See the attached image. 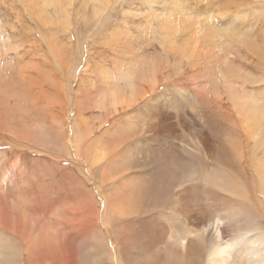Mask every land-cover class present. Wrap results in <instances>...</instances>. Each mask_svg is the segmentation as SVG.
<instances>
[{
    "label": "bare ground",
    "instance_id": "bare-ground-1",
    "mask_svg": "<svg viewBox=\"0 0 264 264\" xmlns=\"http://www.w3.org/2000/svg\"><path fill=\"white\" fill-rule=\"evenodd\" d=\"M124 1L77 0V39L67 18L59 25L70 36L59 45L48 38L52 52L59 46L53 135L64 164L52 184L75 227L70 240L59 237V262L264 264V26L255 36V23L239 19L249 12L242 3L206 11L204 0H143L163 15L164 34L127 37L120 50L129 57L115 59V69L92 65L95 35L115 25ZM186 5L192 12L178 16ZM136 11H123L126 24ZM233 12L239 20L223 19ZM4 138L0 186L10 190L3 198L0 189V227L11 234L0 235V264H23L15 236L30 239L12 218L11 203L24 195L13 172L24 163L26 174L32 152ZM45 170L35 165L39 182L25 181L26 210L47 200Z\"/></svg>",
    "mask_w": 264,
    "mask_h": 264
},
{
    "label": "rangeland",
    "instance_id": "rangeland-1",
    "mask_svg": "<svg viewBox=\"0 0 264 264\" xmlns=\"http://www.w3.org/2000/svg\"><path fill=\"white\" fill-rule=\"evenodd\" d=\"M43 1L0 0V46L2 49L0 54V140L7 141L4 137L13 140L15 138L32 152L26 156L29 167L26 174L22 172L24 163H20L18 171L13 172L17 175L14 187L24 195L21 198L17 197L16 201L11 203V208L15 210L12 218L17 219L21 226L28 229L27 238L31 241L16 233L15 238L18 239L21 244L20 249L25 253L23 264H61L59 251L63 247L59 237L70 240L73 235L70 236L68 231L75 230L71 211L60 207L59 191L54 189L52 184L54 179L59 180L64 164L60 162L62 167L59 166V150L54 149L57 140L53 135L59 133V128L53 124V121H59V110H61L59 59L57 56L59 46L58 50L54 52L50 47L51 43L59 45V36L62 37V35L70 36L69 33H72L71 36L77 39L78 17L75 6L77 0L71 2L72 7L69 0L61 1L60 6L59 4L57 6L46 5ZM126 1L123 3L124 6L119 7L120 15L115 25L109 30H101L96 33V43L92 46L94 50L92 65L104 63L108 68L115 69V59H128L127 57H129V54L124 57L120 50L124 47V40L126 41L127 37L131 36L133 40H136V37L141 38L142 35L147 37L155 33L159 37L164 34L159 32L158 28L163 15L148 13L149 7L143 0ZM187 1L192 3L196 0ZM157 2L162 3L163 0H157ZM240 3L243 4V9L249 12L245 14V18L239 19L253 21L255 36L259 35V30L264 26V0H204L199 5L204 7L209 4V7L206 8L207 11L216 6L227 4L225 7H231L232 4ZM155 6L157 8L155 12L163 10L162 6L157 4ZM131 8L133 11H139H136L126 24L122 14L123 11ZM190 12L192 11L187 10L186 5V11L178 16H188ZM65 18L72 21L69 33L64 30L65 26L59 25V22L64 21ZM223 19L227 22L239 20L235 18L234 12ZM150 24L155 26L153 31H148ZM113 31L120 37H116L115 40L109 37V32ZM64 41L68 42V38ZM136 41L138 42V40ZM104 49H106L105 52H103ZM82 66L83 63L80 64L79 69ZM16 142L14 144H17ZM7 149H9L8 146L0 145V152L3 151L1 155L6 154L4 150ZM17 152L21 153L23 150L20 149ZM40 164L46 167L45 177L48 181L40 182V190L44 195L48 190H43L41 187L44 184H50L47 200L43 197L38 202L32 203L34 205L32 209L26 210L24 206L28 199L25 195V181L29 180L35 184L39 182L32 171L35 165ZM7 184L4 183L0 186L3 198L10 190ZM44 213L47 214L46 217L43 216ZM41 216L46 220L43 221ZM26 218H29L30 222ZM9 234L11 233L0 227V235L7 238Z\"/></svg>",
    "mask_w": 264,
    "mask_h": 264
}]
</instances>
